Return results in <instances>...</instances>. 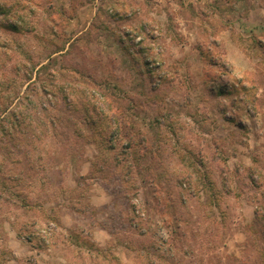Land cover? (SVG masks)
I'll use <instances>...</instances> for the list:
<instances>
[{"label": "rangeland", "instance_id": "obj_1", "mask_svg": "<svg viewBox=\"0 0 264 264\" xmlns=\"http://www.w3.org/2000/svg\"><path fill=\"white\" fill-rule=\"evenodd\" d=\"M0 264H264V0H0Z\"/></svg>", "mask_w": 264, "mask_h": 264}, {"label": "trees", "instance_id": "obj_2", "mask_svg": "<svg viewBox=\"0 0 264 264\" xmlns=\"http://www.w3.org/2000/svg\"><path fill=\"white\" fill-rule=\"evenodd\" d=\"M47 57L50 58L52 56L48 55ZM107 106H108L107 110L112 112L113 111V108H112V106H111V104L109 102H107ZM119 118H120V115H118L116 112H113V119L116 121V124L118 123ZM136 121H137L136 118H133V115L130 114L129 112H126L124 114L123 122H126V123L129 122L127 124V125H129V127H127V128L130 131L129 132L128 131L126 132L128 134V136H127V144L126 145H128L127 147L129 149L132 148V145H133V142H134V139H133L134 137H133L132 134L139 135L142 132L141 129H140V126L135 124ZM118 130L120 131L121 129H118ZM141 134L145 136V134H143V133H141ZM139 141L141 143L144 141V144H145V152L144 153H142V152L140 153L138 150H133V152H132L133 156H131V154H130V157H131V160H136V163L141 162V164H144V161H143L144 158H145V155L144 154L151 153V152H149L147 150V146H146V143L147 142H146V140H145L144 137L139 136ZM156 155H157V151L156 152H152L150 154V158L151 157L154 158ZM213 188H214V186L212 185V189ZM214 194H215V192H214ZM22 235L23 234H18L19 238H21ZM27 237L30 238L29 236H27Z\"/></svg>", "mask_w": 264, "mask_h": 264}, {"label": "crops", "instance_id": "obj_3", "mask_svg": "<svg viewBox=\"0 0 264 264\" xmlns=\"http://www.w3.org/2000/svg\"><path fill=\"white\" fill-rule=\"evenodd\" d=\"M12 237V236H11ZM14 240V239H13ZM13 251V250H12ZM15 258H17V257H15Z\"/></svg>", "mask_w": 264, "mask_h": 264}]
</instances>
